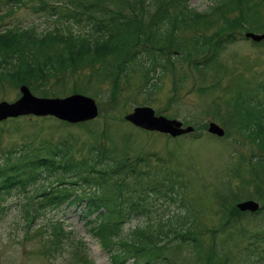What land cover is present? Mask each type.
<instances>
[{
	"label": "trees",
	"instance_id": "1",
	"mask_svg": "<svg viewBox=\"0 0 264 264\" xmlns=\"http://www.w3.org/2000/svg\"><path fill=\"white\" fill-rule=\"evenodd\" d=\"M56 1L71 8L51 6L46 0H25L35 6L32 12L41 11L48 18L62 19L64 24L61 22L59 27L54 26L43 34L35 33L33 27H3L0 30V83L13 86L26 83L39 89L42 95H49L48 89L54 94L73 72L80 74L86 68L88 72L81 75L79 82L107 83L111 94L108 98L116 103L115 95L120 91L122 77L129 73L140 72L142 88L148 96L157 92L160 88L158 78L166 69L159 66L158 75L149 72L153 69L152 63H157L161 55L171 53V44L182 52L180 59H197L191 63L194 70L208 69L216 59L215 56L211 61L214 51L221 48L222 42L230 40L228 33L238 28V20L256 29L260 21L258 7L264 4V0H220L207 11L195 12L186 5V0ZM0 2L4 8L0 22L4 15L20 5V0ZM212 16H215L213 23L221 22L214 34L206 37L202 30L210 24ZM78 24L87 27L85 35L71 31L72 26ZM178 30L193 32L188 42L177 38ZM199 31L202 33H196ZM214 37L221 39H212ZM211 43L212 58L198 57L200 52L209 53ZM231 125L264 153V124L257 122L253 128L246 125L244 133L235 121ZM85 132L94 145L84 149L76 145L75 139H63L53 144L47 141L41 148L18 149L2 156L0 199L11 190L23 189L41 173L46 177L44 184L47 185L31 195L37 199L30 203L26 198L19 204L25 225L44 209L65 203L79 209L80 218L90 225L92 235L106 251L110 264H125L129 260V264H179L173 248L182 244L189 249L191 264H222L215 260L211 238L215 229L223 233V226L230 230L229 235L240 222L242 213L233 206L217 208L216 227L207 231L210 241L206 247L201 233L195 229L196 216L187 215L184 209L181 215L170 210H164L162 215L157 212L155 217L150 214L156 209L155 205L151 206L154 210L150 208L151 201L156 202L160 197L182 206L177 173H172L171 180L163 174L154 182L148 171L133 174L135 170L131 165H122V157L116 160L110 154L115 143L108 135L104 137L111 142L110 149L102 159L104 163L100 164L104 154L95 145L97 134L87 129ZM105 132L106 129L101 133ZM239 170L236 165L232 171L235 174ZM123 173L128 174L121 178ZM125 178L134 179L135 186H129ZM254 192L264 209V192L257 186ZM138 216L153 219L123 231V223ZM48 226L53 240L50 246L56 247L63 231L58 223ZM238 232L249 241L245 247L247 258L256 257V264H264V231L242 228Z\"/></svg>",
	"mask_w": 264,
	"mask_h": 264
},
{
	"label": "rangeland",
	"instance_id": "2",
	"mask_svg": "<svg viewBox=\"0 0 264 264\" xmlns=\"http://www.w3.org/2000/svg\"><path fill=\"white\" fill-rule=\"evenodd\" d=\"M217 1L219 0H187V5L200 12L207 10ZM18 4L20 5L11 13L3 16L0 28L33 27L35 33L41 34L54 26L59 27L62 22V19L54 20L53 16L48 18L41 11L32 12L31 9L35 6L31 2L20 0ZM3 10L0 5V13ZM258 11L261 19H264V4L258 7ZM218 26L219 22L215 21V24L209 25L202 32L208 35ZM71 31L85 35L87 27L82 24L73 25ZM182 34L188 38L193 32L179 31V37H183ZM234 36L230 44H226L217 52L216 59L220 66L219 64L216 67L210 66L204 71L201 69L196 71L192 67L191 63L197 59L190 61L186 58L180 59L179 49L171 46V53L161 55L160 58L163 70L166 62L171 68L169 72L158 78L160 88L152 97L141 90L142 80L138 76V71L129 73L127 81L123 83L121 81L120 91L115 95L117 103L109 100L108 95L111 94L107 83L79 82L81 75L87 74L86 68L82 69L80 74L73 72L66 82L56 88L54 94L51 88L48 89L50 97H62L69 93L89 96L97 104V114L87 121L68 124L50 116H19L2 120L0 121V160L7 152L37 149L38 145L43 146L47 141L53 144L64 138L75 139L76 145L84 149L94 145L85 132L86 129L97 134L95 145L98 149L102 147V136H111V142L115 144L110 154L116 157V160H119L122 154L129 155L130 163L126 164L148 171L151 179L159 178L161 176L159 173L166 171L181 176V205L187 215H197L195 229L201 233V240L207 247L210 241L207 231L216 227L218 219L219 197L215 198V196L221 192L224 182L229 183L231 196L236 194L235 203L246 199L244 193L254 195L256 187L254 185L264 192V173L252 167L253 160L263 153L253 147L248 140L236 135L231 125L235 121L238 127L243 128L244 133L246 125L253 128L257 122L264 124L262 103L264 44H253L244 39L243 34L235 33ZM208 54L201 52L197 56L204 58L208 57ZM158 74L159 71L155 73ZM19 86V84L13 86L6 82L0 83V100L13 101L18 95ZM30 91L37 97L45 96L39 89L33 88ZM144 102H148L155 112L161 115L179 118L181 127L191 126L192 131L171 139L165 134L136 128L123 119L132 112L133 107L141 106ZM209 121L222 127L226 137L208 134L206 125ZM103 129H106L105 134L101 133ZM195 134L200 135L196 138ZM234 139L238 141L235 142ZM141 157H145V161L136 163L135 159ZM249 158H251L250 164ZM132 161L134 162L131 163ZM103 163L100 161V164ZM238 163L241 168L234 175L232 169ZM125 182L131 187L135 186L131 178H127ZM40 183L41 180L29 183L25 187L27 196ZM238 188L245 192L238 191ZM234 198L225 199L226 204L231 203ZM20 200L21 192L12 191L4 196L2 201L0 264H85L83 262L85 255L90 257L88 260L90 264H110L106 251L99 245L95 236L76 218L73 206L64 208V205H61L57 209H47L38 220L24 227L23 222L18 219ZM152 205H155L156 209L151 207ZM150 208L155 209L150 213L154 217L157 212L161 214L165 209L176 215L183 213L176 202H168L164 197H160L156 202L151 201ZM258 213L253 217L242 216L241 222H238L230 233L231 236L215 230L213 243L211 241L215 260L218 261L219 257L225 254L227 256L225 264H247L244 253L247 241L245 238H240L237 233L239 228L246 231L249 229L264 231V209L259 210ZM48 216L52 220L53 218L64 220L62 223L64 230L66 232L70 230L68 238L59 241L57 247L52 244L53 247L50 246V242L53 241L51 229L44 225ZM152 219L153 217L142 216L132 218L123 225V231L127 232L135 225L144 224L145 221ZM173 255L179 264H191V254L186 245L175 246Z\"/></svg>",
	"mask_w": 264,
	"mask_h": 264
},
{
	"label": "water",
	"instance_id": "3",
	"mask_svg": "<svg viewBox=\"0 0 264 264\" xmlns=\"http://www.w3.org/2000/svg\"><path fill=\"white\" fill-rule=\"evenodd\" d=\"M263 35L253 38L258 39ZM19 91L21 95L15 102L10 104L0 102V120L22 114H34L52 115L73 123L88 120L96 114L94 101L88 97L74 94L65 98H36L31 96L24 86H20ZM124 119L146 130L169 133L171 136L190 131V128H178L179 125L173 121L154 117L147 108H135L131 114L124 116ZM207 131L218 136L223 133L222 129L213 122L208 123ZM237 207L240 210H254L255 204L247 201L237 204Z\"/></svg>",
	"mask_w": 264,
	"mask_h": 264
}]
</instances>
